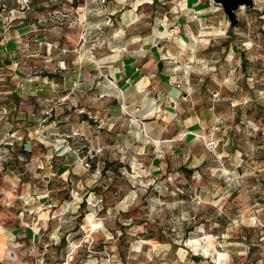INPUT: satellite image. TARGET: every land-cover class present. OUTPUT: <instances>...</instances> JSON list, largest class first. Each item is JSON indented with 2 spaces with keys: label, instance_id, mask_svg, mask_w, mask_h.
<instances>
[{
  "label": "rangeland",
  "instance_id": "rangeland-1",
  "mask_svg": "<svg viewBox=\"0 0 264 264\" xmlns=\"http://www.w3.org/2000/svg\"><path fill=\"white\" fill-rule=\"evenodd\" d=\"M86 1L0 0L1 35L33 22L0 51V264H264V0L183 60L220 110L174 160L94 134L132 131L101 113L124 114L122 95L97 68L76 91L72 71L121 44L125 30L111 39L102 26L132 8ZM137 1L126 38L167 27V5Z\"/></svg>",
  "mask_w": 264,
  "mask_h": 264
},
{
  "label": "crops",
  "instance_id": "crops-1",
  "mask_svg": "<svg viewBox=\"0 0 264 264\" xmlns=\"http://www.w3.org/2000/svg\"><path fill=\"white\" fill-rule=\"evenodd\" d=\"M92 1L94 0H87L85 3ZM153 2L157 5H167L170 14L165 13V16L167 14L171 19L169 18V23L165 24L160 21L161 25L167 26L165 29L159 31L157 26L141 39L132 34L126 38V30H129L137 20L133 6L139 2L109 0L107 6L111 16L120 13L123 5L132 8L118 16L117 29L109 30L102 26L101 36L111 39L121 35L120 29L125 30V32L121 30L122 34L125 33L122 42L117 44L112 40L108 44V55L103 54L96 63L87 61L84 66L79 65L73 69L71 84L78 91L85 82L96 76L97 68L98 80L103 77L120 91L122 95L120 102L125 106L124 114L117 108L102 110L101 113L106 116L113 114L112 116L128 117L123 127L132 128V131L125 129L124 135L119 136L120 123L112 126L109 122L93 125L94 134L103 135L101 139L103 143L105 140L115 143L120 141L127 147L137 140L143 144L140 148L142 152L148 153L153 148L152 150L160 152L159 155L156 154L157 159L164 160L166 153L174 160L182 151L183 155L184 153L189 155L184 151L188 142L193 140L195 133L208 128L211 118L219 115L220 110L216 99H206L207 94L203 91L205 82L202 77H195L185 71L184 68L187 66L183 60H186L190 53L196 51L199 53L214 47L217 44L215 41L217 36H210L205 30L218 33L223 23L227 21L221 8L215 6L211 0H153ZM80 17H84V14ZM32 23L28 18L24 24L22 21L19 22V25L23 24L22 26H17L5 35L0 34V51L14 52L17 45L31 31ZM215 24L220 29L214 27ZM230 33L233 34L232 31ZM43 34L39 31L34 37L41 39L44 37ZM186 42H190L189 45ZM91 47H93L91 44H84L80 49ZM95 84H98V81ZM95 84L93 81L92 87ZM96 112L99 113V110ZM99 128H105L106 132ZM25 232L31 234L29 230Z\"/></svg>",
  "mask_w": 264,
  "mask_h": 264
},
{
  "label": "water",
  "instance_id": "water-1",
  "mask_svg": "<svg viewBox=\"0 0 264 264\" xmlns=\"http://www.w3.org/2000/svg\"><path fill=\"white\" fill-rule=\"evenodd\" d=\"M212 3L221 8L230 29H233L237 25V13L240 9H251L254 4V0H211ZM33 241L37 242L38 235L34 233Z\"/></svg>",
  "mask_w": 264,
  "mask_h": 264
},
{
  "label": "built area",
  "instance_id": "built-area-1",
  "mask_svg": "<svg viewBox=\"0 0 264 264\" xmlns=\"http://www.w3.org/2000/svg\"><path fill=\"white\" fill-rule=\"evenodd\" d=\"M105 2V0H101V3H104ZM226 25H227V23H226ZM211 145V142H209L208 144H207V146H210Z\"/></svg>",
  "mask_w": 264,
  "mask_h": 264
}]
</instances>
